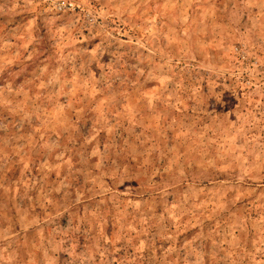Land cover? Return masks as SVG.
Returning a JSON list of instances; mask_svg holds the SVG:
<instances>
[{
    "label": "rangeland",
    "instance_id": "1",
    "mask_svg": "<svg viewBox=\"0 0 264 264\" xmlns=\"http://www.w3.org/2000/svg\"><path fill=\"white\" fill-rule=\"evenodd\" d=\"M0 264H264V0H0Z\"/></svg>",
    "mask_w": 264,
    "mask_h": 264
}]
</instances>
